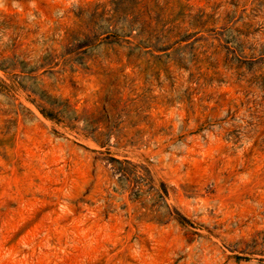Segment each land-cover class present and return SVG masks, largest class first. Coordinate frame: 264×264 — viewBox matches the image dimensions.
<instances>
[{
	"label": "rangeland",
	"instance_id": "obj_1",
	"mask_svg": "<svg viewBox=\"0 0 264 264\" xmlns=\"http://www.w3.org/2000/svg\"><path fill=\"white\" fill-rule=\"evenodd\" d=\"M0 264H264V0H0Z\"/></svg>",
	"mask_w": 264,
	"mask_h": 264
}]
</instances>
